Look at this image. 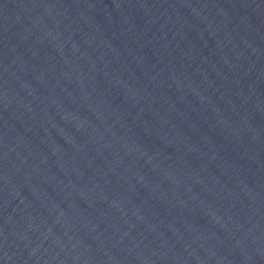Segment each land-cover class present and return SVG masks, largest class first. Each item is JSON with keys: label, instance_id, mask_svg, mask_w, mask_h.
I'll use <instances>...</instances> for the list:
<instances>
[{"label": "water", "instance_id": "1", "mask_svg": "<svg viewBox=\"0 0 264 264\" xmlns=\"http://www.w3.org/2000/svg\"><path fill=\"white\" fill-rule=\"evenodd\" d=\"M0 264H264V0H0Z\"/></svg>", "mask_w": 264, "mask_h": 264}]
</instances>
